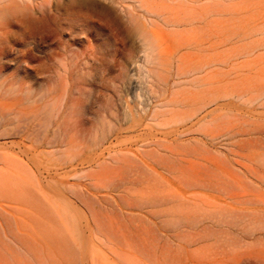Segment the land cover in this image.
<instances>
[{
  "label": "rangeland",
  "instance_id": "374dc122",
  "mask_svg": "<svg viewBox=\"0 0 264 264\" xmlns=\"http://www.w3.org/2000/svg\"><path fill=\"white\" fill-rule=\"evenodd\" d=\"M0 264H264V0H0Z\"/></svg>",
  "mask_w": 264,
  "mask_h": 264
}]
</instances>
